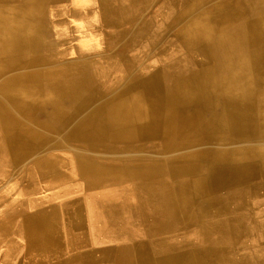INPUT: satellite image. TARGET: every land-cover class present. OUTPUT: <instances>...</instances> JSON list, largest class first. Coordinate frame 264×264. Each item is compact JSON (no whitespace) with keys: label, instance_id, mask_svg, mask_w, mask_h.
Masks as SVG:
<instances>
[{"label":"bare ground","instance_id":"6f19581e","mask_svg":"<svg viewBox=\"0 0 264 264\" xmlns=\"http://www.w3.org/2000/svg\"><path fill=\"white\" fill-rule=\"evenodd\" d=\"M15 174L9 261L264 264V0H0Z\"/></svg>","mask_w":264,"mask_h":264},{"label":"crops","instance_id":"0c3cea01","mask_svg":"<svg viewBox=\"0 0 264 264\" xmlns=\"http://www.w3.org/2000/svg\"><path fill=\"white\" fill-rule=\"evenodd\" d=\"M45 185H47V183H45ZM47 186H48L49 190L52 192V195H51L52 199L43 201L44 202L43 205L45 204L47 207H51L52 208V207L59 206L60 203H63V202H65L68 199H72L75 196L74 188L67 189V188L55 187L56 185H53V186L52 185H47ZM87 209H89V207ZM91 212H92V210H91ZM63 220H62V227L63 228H69V224H70V226L73 224L71 222L66 221L65 219H63ZM5 222H6V219H5L4 222L0 221V227H2V223H5ZM155 236H156V239H158L160 237V236H157V235H155ZM24 238L26 239V236L22 237V242H21L22 248L20 249L19 253L16 254V256H14V257L12 256L13 258L10 261H9V259L7 257V254H8L7 252L8 251H7L6 247L4 248V253H2L3 257H4V264H37V262L34 259L31 260V259L28 258V256H31V255L29 254L28 245H27V242L24 240ZM138 239L146 241V240H150L152 238H146V236H143V237H140ZM98 240H99V237H98ZM102 240H103L102 241L103 244H105L107 242L106 238L104 239L102 237ZM160 240H158V241H160ZM95 246H97V245H95Z\"/></svg>","mask_w":264,"mask_h":264},{"label":"rangeland","instance_id":"374dc122","mask_svg":"<svg viewBox=\"0 0 264 264\" xmlns=\"http://www.w3.org/2000/svg\"><path fill=\"white\" fill-rule=\"evenodd\" d=\"M157 19L160 22L162 21V17L161 16H158ZM74 24L76 26L78 25V23H76V22ZM78 43H79V41L77 42V44ZM37 182H38L39 187H40L39 188V192H37L35 195H33L32 198H34L33 200L46 201L44 199H48V197L52 195V192L49 190V188L47 187V185H45L44 182H41V180H39ZM0 185H1L0 186V209L2 208L0 210L1 212H4L6 210V208H7L6 207L7 204H6L5 207L4 206L2 207V205L4 203H6V201H5L6 198H11V199L13 198L15 200L17 198H19V199L24 200V197H26L25 195H22V192H21L22 189L25 190L26 183H24L22 185V181L19 180V175L18 174H15V175H12V177H6V178L0 175ZM50 199H52V198H50ZM50 199H48V200H50ZM16 203L18 204V202H16ZM14 205H16V204H14ZM35 209H36V207L32 206V207L28 208L27 211L33 212ZM2 253H4V247L0 246V264H4V257H3Z\"/></svg>","mask_w":264,"mask_h":264}]
</instances>
